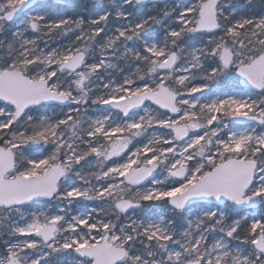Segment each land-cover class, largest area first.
<instances>
[{
    "label": "snow or ice",
    "instance_id": "obj_1",
    "mask_svg": "<svg viewBox=\"0 0 264 264\" xmlns=\"http://www.w3.org/2000/svg\"><path fill=\"white\" fill-rule=\"evenodd\" d=\"M0 264H264V0H0Z\"/></svg>",
    "mask_w": 264,
    "mask_h": 264
},
{
    "label": "trees",
    "instance_id": "obj_2",
    "mask_svg": "<svg viewBox=\"0 0 264 264\" xmlns=\"http://www.w3.org/2000/svg\"><path fill=\"white\" fill-rule=\"evenodd\" d=\"M241 2H243V0H241Z\"/></svg>",
    "mask_w": 264,
    "mask_h": 264
}]
</instances>
